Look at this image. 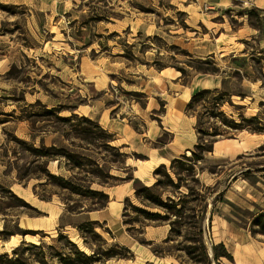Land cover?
Instances as JSON below:
<instances>
[{
	"label": "rangeland",
	"instance_id": "obj_1",
	"mask_svg": "<svg viewBox=\"0 0 264 264\" xmlns=\"http://www.w3.org/2000/svg\"><path fill=\"white\" fill-rule=\"evenodd\" d=\"M241 1L210 12L198 0H0V254L9 255L0 264H44V257L62 264L60 233L86 253L95 251L94 264H264V234L253 225L264 211V131L234 130L222 121V113L237 122L241 114L264 121V49L248 39L254 60L227 50L217 60L205 57L229 47L244 20L264 36V15ZM199 58L215 61L213 75L226 81L225 100L233 103L218 109L215 96L207 95L190 110L179 107ZM243 95L245 103L254 98L250 109ZM83 116L111 130L95 129ZM173 116H182L180 127L167 125L196 142L165 164L175 182L180 172V188L163 171L155 173L158 167L145 181L134 173L136 165L148 166L150 147L172 139L160 127ZM200 127L218 128L223 141L196 162L189 158L201 154L199 142L214 140ZM158 180L155 192L163 201L183 198V212L170 213L175 231L169 241V222L134 209L166 213L135 194V186ZM91 214L97 219L88 220ZM89 221L97 222L94 231L81 233L77 225ZM200 229L209 262L195 239ZM27 237L44 248L27 249ZM221 243L233 259L213 258V246Z\"/></svg>",
	"mask_w": 264,
	"mask_h": 264
},
{
	"label": "trees",
	"instance_id": "obj_2",
	"mask_svg": "<svg viewBox=\"0 0 264 264\" xmlns=\"http://www.w3.org/2000/svg\"><path fill=\"white\" fill-rule=\"evenodd\" d=\"M197 60L199 63L197 66L191 65V67L194 69V71L196 73H202L203 72V73L218 74L219 68L215 65V61L213 59H210V58L201 59V58H199ZM209 66H211V68H209ZM178 70H180L182 72L183 76H190V74H187V71L185 68H178ZM207 95H214L215 96L214 103L218 109H220V107L223 106L226 101H230L231 103H233L231 99L225 100L227 97H229L230 94L224 90H221L218 88H216V89H203V90L199 91L198 93H196L192 97L191 101L187 105V109L188 110L192 109L196 103H198L202 98H204ZM240 116H241L242 121L237 122L235 119H227L224 116V114L222 113V117H223L222 121L224 122L225 125L229 126L231 129H234V130L248 129L252 132L264 131V121L259 115H256L253 117H247V118L244 117L242 114ZM72 117L78 118V114L74 113V114H72ZM64 119L66 121L70 120L67 118H64ZM81 120L89 123L95 129H99V130L106 131V132L109 131L108 129L103 128L101 126V124H99V122H97V121H95L89 117L83 116L81 118ZM199 131L202 134H204V136L212 137L214 140L212 142H206L205 140H202L199 142V144L196 147H198L201 150V154H198L197 152H193L192 157L189 158V160L196 161V162L203 160L206 153L214 151V143L217 140V137L219 135L223 134L218 128H213V130L211 132H209V131L204 130L202 127H200ZM176 161H178V159H175L172 163L174 164ZM162 171L164 172V175H166V177L168 178L170 185H172L176 188L181 187L182 178H181L180 172H176V175L178 177V182H175L171 176V173L168 172L165 164L160 165L155 170V173H161ZM47 175L51 178L60 179L61 181H63L65 183V184L61 185L63 188H67L74 193H78V194L82 193V192H80V190L78 188L73 186V184L66 181L65 178L58 177L56 175L51 174L50 172H47ZM129 180L140 181L139 179L134 178V176L130 177ZM161 183H162L161 180H158L152 186H145L143 184H141V186H138V187L135 186V194L146 205L152 206V207L163 208L164 210H166L165 214H161L159 212H151L149 210H145V209L140 208L138 206H134V209L136 211L144 214L146 216V218H148V219L163 220V221L169 222L172 226L171 231H170V236L166 239V241H169L171 238V233H173L175 231V222L171 220L170 213L172 212L173 209H176L178 211V213H180V214L183 212L184 208H183V206H181L182 205L181 202L183 201V198L179 197L178 202H175V200H173L172 198H169L168 201H163L162 197L155 192V189L159 185H161ZM88 192L93 193V194L98 193V192L93 191V190H89ZM104 195L109 201V195L108 194H104ZM25 203H27V202H25ZM200 218L202 219L203 215H201ZM95 224H97V222L89 221V222H85V223L77 225V228L79 229V231L81 233H83L84 231H91V229L93 228V226ZM253 225L258 226L260 233L264 234V211L263 210L261 211V213H259L258 215L255 216L254 221H253ZM5 231H7V227H5L2 232H5ZM20 231H21V234L27 235V232H25L24 230H20ZM92 231H94V230L92 229ZM198 235H199V237H195V239H197L196 241H199V243L201 244V247L204 250V256L209 262L210 261L209 260V253H208V249H207L206 244H205L204 239H203V230L202 229L199 230ZM62 239H66V242H65L64 247H63V251L57 252V256H59L60 262L62 264H94L97 261L95 251H93L92 254L86 253L85 251L80 249V247L78 246L77 243H75L74 241L67 238L66 235L60 233L59 241H62ZM85 242L88 244L87 240H85ZM26 244H28V243H26ZM43 246H44L43 242L41 244H35L32 242L25 247L27 249H29L30 247L44 248ZM219 246L223 247V249H224L222 253L218 252ZM49 247L53 248V246H49ZM19 249L20 248H15L13 250L16 255L18 254ZM124 249L128 251L127 248H124ZM213 250H214L213 258L215 260L219 259L221 256H226L230 259H233L232 254H230V252L225 249V246L222 243L219 245H214ZM65 251H67V252H65ZM188 253L191 254L193 252L190 251ZM107 255H108V258H112L115 256V254H107ZM3 257H9V255L7 253L0 254V258H3ZM46 259L47 258L44 257L42 260V262L44 264H47ZM10 261L12 263L13 262L16 263V261H18V259H17V257L14 260L10 258Z\"/></svg>",
	"mask_w": 264,
	"mask_h": 264
},
{
	"label": "crops",
	"instance_id": "obj_3",
	"mask_svg": "<svg viewBox=\"0 0 264 264\" xmlns=\"http://www.w3.org/2000/svg\"><path fill=\"white\" fill-rule=\"evenodd\" d=\"M235 1L236 0H215L213 2H208L206 0H198V4H200V7H203L205 5L207 10H210V12H214L215 10L219 11L220 9L224 7L233 5ZM241 4L245 8L252 7V9L256 11H261L262 15H264V0H242ZM245 16H247V14ZM233 32H234V35H233L234 37H233V40L229 42V47H222L219 50H211L206 54L205 57H212L217 60L218 55L220 54L222 57H224L226 50H227L228 51L227 53H229L234 58H240V59L246 58L249 60L252 58L254 60L257 56H255L254 54H251L248 48H246L245 46V44H247L248 42V39H251L252 41L257 42L260 48L264 49V36H258L260 32L259 26L250 25V23L244 20L242 21L240 26L233 29ZM247 35H250V36H247ZM219 39H223V38L218 37L216 38V41H218ZM241 45H244V46H241ZM259 55L261 54L259 53ZM259 59L261 58L259 57ZM164 68H162V72L165 70ZM237 70L241 72L240 69H237ZM178 72H181V71L178 70ZM191 79L192 80L190 81V83L188 85H185L183 98L180 99L181 102L179 103V107L181 109L187 106L190 100L192 99V97L199 91L203 89H216V88L223 90L226 85V81H224V79H222L218 75H213V73H203V72L196 73ZM250 85H253V84H250ZM251 89H254V88H250V90ZM252 93L254 97V92ZM246 96L247 95L242 96L241 102H243V105L247 106L250 109V105L252 106L254 103V98H251V101H247L248 103H245L244 101L246 100V98H248ZM180 122H182V116L180 117L173 116L168 121L162 120L163 126H161L160 128L166 129L170 131L171 133H173V137L172 139H170V141L166 143L164 147H161V148L150 147L151 155L149 156L148 159L145 160L146 162H149L148 166H146L148 175L143 178H140L139 176H137V173L139 172V166L136 165V168L134 170L135 177L145 181L147 178L150 177V173L152 172L153 169L159 167L160 165L166 164L168 162H173L175 159H178L179 158L178 155L184 154V152H186L188 149H191V147L196 143L194 140L187 138L184 135H179L175 133L174 130H172L171 127H173V129H176L174 127V124H177L176 126L178 129L180 127ZM167 124H170L171 127H169ZM102 127L105 129H108L109 131L111 130L108 128L107 125L103 123H102ZM116 132L117 131H115V133ZM157 133H159V131L154 132V134H157ZM125 134L126 133H118L117 136L124 138ZM140 135H144V136L146 135L145 139H147L146 137H148V133H144V134L140 133L139 136ZM139 136L132 135V138L137 140ZM152 140H154L153 136H152ZM221 141L223 140H219V139L216 140L214 143V148H215V145L221 143ZM125 147H128V146H125ZM142 163H144V161H142ZM96 219L97 218H95L93 214H91L88 218V220H96Z\"/></svg>",
	"mask_w": 264,
	"mask_h": 264
},
{
	"label": "bare ground",
	"instance_id": "obj_4",
	"mask_svg": "<svg viewBox=\"0 0 264 264\" xmlns=\"http://www.w3.org/2000/svg\"><path fill=\"white\" fill-rule=\"evenodd\" d=\"M147 175H148V172H147L146 167L139 166V172L137 173V176H139L140 178H143ZM27 240L33 243L37 242L36 239L30 238V237H27Z\"/></svg>",
	"mask_w": 264,
	"mask_h": 264
}]
</instances>
